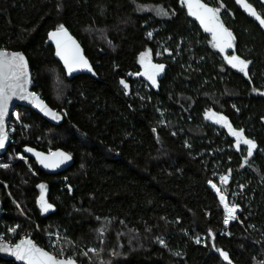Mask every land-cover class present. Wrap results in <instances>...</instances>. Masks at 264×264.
Segmentation results:
<instances>
[{"label":"trees","instance_id":"trees-1","mask_svg":"<svg viewBox=\"0 0 264 264\" xmlns=\"http://www.w3.org/2000/svg\"><path fill=\"white\" fill-rule=\"evenodd\" d=\"M204 1L220 9L235 38L226 54L250 62L247 75L227 63L181 0H0V49L25 53L32 90L65 115L54 125L19 107L15 148H62L73 157L58 174L31 158L0 167L5 240L38 224L84 248L89 258L58 243L78 264H264V30L238 0ZM245 2L264 18V0ZM61 24L82 45L90 73L69 78L46 43ZM147 49L164 65L155 86L138 77ZM209 112L243 130L257 151L237 150ZM224 174L230 180L221 185ZM209 179L241 207L225 236ZM33 238L59 255L52 238Z\"/></svg>","mask_w":264,"mask_h":264},{"label":"snow or ice","instance_id":"snow-or-ice-1","mask_svg":"<svg viewBox=\"0 0 264 264\" xmlns=\"http://www.w3.org/2000/svg\"><path fill=\"white\" fill-rule=\"evenodd\" d=\"M183 4L187 6L190 15L196 16L200 20V23L204 26L205 31L211 32L213 35L214 47L219 48L221 52L226 49L234 48V36L233 34L224 27L219 20V8H211L207 4L201 2V0H181ZM243 6L254 16L261 25H264V18H261L257 14L255 9L245 0H238ZM164 14H167L166 12ZM151 36V33L148 34ZM50 39L56 43V55L61 57L64 64L67 67L69 74L76 71L79 68H88L91 71L87 59L82 55L80 46L72 39L67 29L63 24L59 25L57 29L49 34ZM151 52L147 51L140 55L139 62L145 66V72L141 75H146L147 78L156 85V77L164 69L162 64H152L150 60ZM227 62L234 68H239L241 72L247 75L248 64L238 56L226 57ZM23 81V82H22ZM30 83L27 75V61L21 53H8L7 51H0V148L5 146V142L8 138L7 132L5 131V116L8 113V102L11 96L17 95L16 89H20V98L24 100H31L35 106L40 109L45 115L50 116L53 120H59L62 117L57 112L49 108L35 93H26L25 84ZM125 89L128 88L127 83L123 80L120 82ZM207 118L214 119L217 124H221L228 128L229 132L236 137V147L240 148L241 143L247 145V155L251 156L253 150L256 149V144L245 138L243 130L236 131L232 128L231 124L225 116L214 112L207 113ZM29 152H33V149H27ZM35 155L39 159V162L45 167H59L61 164L72 159L70 154L57 152L52 153L50 156H44L43 153L36 152ZM23 158V157H21ZM247 162V161H246ZM7 167L8 165H0ZM222 183H227L228 177H221ZM211 183V181H209ZM45 185H40L42 195L40 197V208L43 212L49 211L52 205L49 204L43 192ZM213 188L219 193L220 189L215 184ZM220 200L224 204L226 210L225 224L229 221L237 219L236 212L238 209L237 205L229 206L227 198L224 194L220 195ZM15 231V229H12ZM199 242V241H197ZM163 243V241H161ZM4 251H11L12 255L20 261H25L26 264H76L74 259L60 260L55 256L50 255L43 249L36 247L31 240H21L19 244L15 245L13 249L8 247L3 248ZM91 251L96 252V249ZM225 260L229 259L228 253H221ZM87 255V253H85Z\"/></svg>","mask_w":264,"mask_h":264},{"label":"water","instance_id":"water-1","mask_svg":"<svg viewBox=\"0 0 264 264\" xmlns=\"http://www.w3.org/2000/svg\"><path fill=\"white\" fill-rule=\"evenodd\" d=\"M202 3L204 4H207L209 7L213 8L212 5H210L209 3H207L206 1L204 0H201ZM187 8V6H186ZM188 11V9H187ZM256 11V10H255ZM257 12V11H256ZM189 14V12H188ZM258 14V13H257ZM190 15V14H189ZM259 15V14H258ZM195 21L196 23L198 24V26L200 27L201 30H203L205 33H208L210 34L211 38L213 39V35L211 32H208V31H205L204 29V26L200 23V20L197 19L196 16H193V15H190ZM262 18V17H261ZM221 22V21H220ZM262 26V29L264 30V25H261ZM225 27V26H224ZM69 33V35L72 37L73 40H75V42L80 46V49H81V52H82V55L87 59L89 65L91 66V71H92V64L90 62V60L87 58V56L84 54L83 52V48H82V45L80 44L79 40L71 33V31L65 27ZM226 28V27H225ZM56 29H53L51 31L48 32V35H47V40H46V43L47 44H51L53 47H54V56L55 58L61 63L64 71L66 72V75L70 78L74 75H78V74H82V73H90L91 71H89L88 68H79L77 69L76 71L72 72L71 74L68 73L67 71V67L66 65L64 64V61L61 59V57L57 56L56 55V51H57V48H56V43L54 40L50 39V36L49 34L53 31H55ZM217 48V47H216ZM219 52H221L219 50V48H217ZM233 48L231 49H226L224 52H221V53H226L228 52L229 50H232ZM0 51H7L8 53H21L26 61H27V75H28V79L30 80V83H26L25 84V88H26V93L24 94H27V93H35L37 96H39V98L49 107L51 108L53 111L57 112L58 114H60V116L62 117L61 119L59 120H53L50 116H47L45 115L42 111H40V109H38L35 104L29 99V100H24V99H21L20 98V95H21V92H20V89H16L17 91V95H14V96H11L9 102H8V113L7 115L5 116V131L7 132V120H8V117L11 113V111L13 110V108L15 107H18V106H22V107H27V108H30L32 109L33 111H35L36 113H38L40 116H42L45 120H47L48 122H50L51 124H54V125H59L61 124L63 121H64V118H65V115L63 112L61 111H58L57 109L51 107L36 91L32 90L31 88V71H30V66H29V61H28V58L27 56L25 55V53L22 51V50H6V49H0ZM23 82V81H22ZM7 140L5 142V146L3 148H0V154H2L6 148L8 147L9 145V134L7 132ZM27 149H33L34 151L33 152H29L27 151ZM22 151L28 155L34 162L35 164L38 166V168L40 170H42L44 173L46 174H58V173H61L65 170H67L72 164H73V157L72 155L67 152L66 150L62 149V148H58V149H55L54 151H42V150H39L33 146H29V145H25L22 147ZM36 152H39V153H43L44 156H50L52 153H57V152H63V153H67V154H70L72 159L61 164L59 167H45L43 164H41L39 162V159L37 158V156L35 155ZM1 208H2V203L0 201V217H1ZM31 240L33 242V244L40 248V249H43L44 251H46L47 253H49L50 255L52 256H55L57 259H60V260H65V259H69V258H59L57 257L55 254H53L51 251L47 250L46 248L40 246L37 241H35L33 238L31 237H25V238H19L16 240V242L14 243H10L8 242L7 240H5L4 238H1L0 237V258L2 259H5V260H12L14 261L15 263L17 264H26L25 261H20L18 259H16V257L14 255H12V252L11 251H4L3 248L5 247H8L10 249H13L15 247V245L19 244L21 240ZM71 259H74V258H71ZM76 261V259H74ZM76 264H78V262L76 261Z\"/></svg>","mask_w":264,"mask_h":264},{"label":"built area","instance_id":"built-area-1","mask_svg":"<svg viewBox=\"0 0 264 264\" xmlns=\"http://www.w3.org/2000/svg\"><path fill=\"white\" fill-rule=\"evenodd\" d=\"M19 107H22V106H18V107L13 108V110L11 111V113H10V115L8 117V120H7V132L9 134V145H13V147L11 149L9 147H7L6 150L2 154H0V165H5V164L6 165H11V164L15 163L16 161H23L27 165V164H29V161H30V157L28 155H26L23 151H17L16 148H15V146L18 143V139L16 138L15 135L19 131L18 122H19V117H20V113H21V110H20ZM21 157H23V158H21ZM0 167H2V166H0ZM224 176L228 177V180H227V183H228L229 180H230V176L227 175V174H224L221 177H224ZM209 181H211V183H209ZM207 183L213 189V192L217 195V198L219 199V202L222 205V208H223V211H224L223 226H222V229L219 231V234L220 235H224V236L228 235L229 234V225L233 221H235L236 219L229 221L228 224L224 223V220L226 218L227 213H226V210L224 208V204L220 200V195L224 194L226 196V194L219 188V186L213 180L209 179L207 181ZM213 184H215L216 187L220 189L219 193L216 191L215 188L212 187ZM226 198H227V196H226ZM227 202H228V198H227ZM228 204H229V202H228ZM234 205L238 206V209H237V212H236V216H237V214L241 211V207H240L239 204H234ZM229 206H232V205L229 204ZM10 233L12 234L11 230H10ZM34 234H37V235L39 234L41 236L52 238L53 245L59 252V255L57 256L59 258H69L68 256L66 257V252L68 251V248L64 247L61 244H58L62 240L69 241L73 245L77 246L84 254L87 253L84 248H82L79 245H77L71 238H69V237H67L64 234L59 233V232L45 233L39 227L38 224H34V227L30 231L23 232L21 234L20 238H25V237L33 238ZM0 237L1 238L5 237V234L1 233ZM7 241L10 242V243H14V242L11 241V239H9ZM86 257L89 258L88 254L86 255Z\"/></svg>","mask_w":264,"mask_h":264},{"label":"rangeland","instance_id":"rangeland-1","mask_svg":"<svg viewBox=\"0 0 264 264\" xmlns=\"http://www.w3.org/2000/svg\"><path fill=\"white\" fill-rule=\"evenodd\" d=\"M147 51H150L149 49H147V50H145L144 52H147ZM143 52V53H144ZM151 52V51H150ZM228 56H234V55H228V54H225V60L227 61V59H226V57H228ZM139 58H140V56H139ZM150 60H151V63L152 64H159L158 62H156V61H154L153 60V58H152V55L150 56ZM139 62V61H138ZM228 63V62H227ZM229 64V63H228ZM139 65H140V71H139V73H138V77L139 78H141L144 82H146L148 85H152V86H155V85H153L152 84V82L147 78V76L146 75H141V73H144L145 72V66L144 65H142L140 62H139ZM232 66V65H231ZM234 68V67H233ZM235 69H237V70H239V68H235ZM162 73V72H161ZM161 73H159L158 75H157V77H156V81H158V78H159V76L161 75ZM157 84V83H156ZM220 184L221 185H225L226 183H222L221 182V179H220ZM42 185H44V184H42ZM41 189V188H40ZM41 192H42V190H41Z\"/></svg>","mask_w":264,"mask_h":264},{"label":"flooded vegetation","instance_id":"flooded-vegetation-1","mask_svg":"<svg viewBox=\"0 0 264 264\" xmlns=\"http://www.w3.org/2000/svg\"><path fill=\"white\" fill-rule=\"evenodd\" d=\"M208 34V33H207ZM210 35V34H209ZM227 53V52H226ZM226 53H224V54H226ZM214 113H217V114H219L218 112H214ZM212 120H214V119H212ZM214 122H215V120H214ZM224 129H226L227 131H228V133H230L229 132V130H228V128L227 127H225L224 126ZM231 134V133H230ZM232 135V134H231ZM245 136V135H244ZM232 137L234 138V145L236 146V137H234L233 135H232ZM245 138H247V139H250V140H252L250 137H248V136H245ZM253 141V140H252ZM254 142V141H253ZM255 143V142H254ZM256 144V143H255ZM247 145H244L243 143H241V145H240V148L239 149H237V147H236V149L237 150H239V151H241V152H247ZM257 149H258V147H257V144H256V149H254L253 150V153H255L256 151H257Z\"/></svg>","mask_w":264,"mask_h":264}]
</instances>
